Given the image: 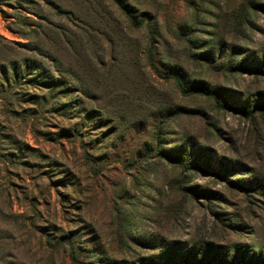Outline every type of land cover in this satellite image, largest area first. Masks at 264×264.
<instances>
[{"label":"rangeland","instance_id":"374dc122","mask_svg":"<svg viewBox=\"0 0 264 264\" xmlns=\"http://www.w3.org/2000/svg\"><path fill=\"white\" fill-rule=\"evenodd\" d=\"M122 1L0 0V264H264V0Z\"/></svg>","mask_w":264,"mask_h":264},{"label":"trees","instance_id":"16d2710c","mask_svg":"<svg viewBox=\"0 0 264 264\" xmlns=\"http://www.w3.org/2000/svg\"><path fill=\"white\" fill-rule=\"evenodd\" d=\"M110 1H111V3H113L114 6H116V8L123 15V17L128 21L129 25L133 29L140 30V29L145 28V29L149 30V33L151 34V37H149V38L151 41L153 40L152 39L153 36H152V32H151V26L153 25L155 19L153 18V16L149 12H144L141 15H136L135 12L133 11V8L129 5H127L126 3H124L122 0H110ZM148 60H149V64L152 67V69L156 73L159 74V71L153 62L151 50L148 54ZM164 78L167 80H173L174 83L176 84V86L178 87V89L180 90V92L185 96L197 95V96L205 97L209 100H212L215 103V106L217 108L228 109V106H226L223 103L221 96L217 92L209 91V90L204 89L202 87H191V88L186 89L184 87V85L182 84V82L179 80L178 76L176 74H173V73L165 76ZM7 79L10 81L9 78H7ZM9 81H7V82H9ZM257 113H264V105L256 106L252 111H250V113H247V114L249 116H253L254 114H257ZM72 260L76 264H85V263H82L81 261H79L73 252H72Z\"/></svg>","mask_w":264,"mask_h":264}]
</instances>
